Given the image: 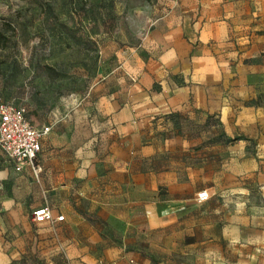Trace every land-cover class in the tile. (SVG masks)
Returning <instances> with one entry per match:
<instances>
[{
  "label": "rangeland",
  "instance_id": "1",
  "mask_svg": "<svg viewBox=\"0 0 264 264\" xmlns=\"http://www.w3.org/2000/svg\"><path fill=\"white\" fill-rule=\"evenodd\" d=\"M206 22L220 25L222 42L254 46L245 68L264 80V0H0V100L23 108L34 128H49L48 149L34 163L37 178L29 168L16 173L0 152V264L12 250L8 264H47L34 260L27 247L22 254L14 235L10 246L8 230L11 212L42 194L52 204L79 209L104 243L92 251L79 245L72 248V263L60 253L54 264H88L85 257L99 261L106 250L120 251L128 264H135L130 256L136 264H264V95L249 106L261 108L256 122L245 113L242 122L226 125V138L254 137L246 140L227 143L216 114L193 108L191 101L189 108L142 124L133 149H150L139 153L142 162L168 179L156 186L126 181L122 206L111 209L115 233L103 219L102 189L80 177L88 170L84 160L99 156L89 141L101 128L98 113L111 104L102 100L124 82L138 84L142 62L166 63L171 47L189 50L188 84L198 86L217 69L221 78L229 71L221 102L233 100V82H239L233 60L219 54L203 60L201 51L217 44L202 39L214 32ZM134 100L118 105L131 108ZM204 191L209 199L198 204L196 196Z\"/></svg>",
  "mask_w": 264,
  "mask_h": 264
},
{
  "label": "crops",
  "instance_id": "2",
  "mask_svg": "<svg viewBox=\"0 0 264 264\" xmlns=\"http://www.w3.org/2000/svg\"><path fill=\"white\" fill-rule=\"evenodd\" d=\"M209 24L208 22L205 23V29L211 28L214 32L209 34V31H207L202 39L206 43L210 38H213L217 41V44L211 46L210 49L204 48L201 51L204 55L203 60L210 62L208 60L213 54H219L221 58L233 60L232 65L235 67L233 70L238 73L239 82L236 80L233 82V84H238V87L234 89V98L231 102H221V86L224 87L226 78L230 77L229 71H223L226 73H223L221 78L220 72L217 73V69L215 79V75L212 78L205 76L198 83V86L188 84L184 78L185 75L189 74V50L182 45V50L179 53L171 47L170 56L166 63L151 59L145 64L142 62L139 68L138 84L128 86L124 82L122 87L113 88V94L110 98L102 100L104 104L106 100L111 101V104L107 106L106 110L98 113L99 120L102 123L100 124L101 128L93 131L94 137L89 141L93 148L98 147L96 150H99V156L94 157L92 161L84 160L83 165L88 170L82 172L80 177L86 178V181L97 183L98 188L102 189L100 199L106 211L103 219L111 232H116L113 225L116 219L111 209L122 206L123 195L119 194L125 191L126 181L132 182L134 179L138 184L148 180L156 186L158 183H166L165 181L168 179L167 174L155 171L150 165L148 166L147 163L142 162L139 153H149L150 149H133L132 145L136 139L138 142L140 135H143L140 132L142 124L157 119L163 114L176 113L189 108V101L192 102L195 109L207 112L210 116L216 114V118L224 126L227 135V123H233L234 119L238 123L242 122L243 119H246L245 113L248 114V121L256 122L257 114L261 111V108L256 109L254 106L257 99L264 95V80L263 76H254L252 70L249 71L245 68L246 64L249 63L248 54H251L254 46L248 50L247 47L240 48L234 47L233 44H226L222 42L224 35L220 32V25L212 26L210 24L208 26ZM172 35L178 38L179 32L174 31ZM236 42L238 43V41ZM173 43L174 45L180 44L179 40H175ZM214 62L216 61L214 60ZM109 74L111 75L113 72L111 71ZM109 74H106L105 77L109 78ZM164 78H167L166 81L162 80ZM129 79L126 80L130 82ZM152 85H159V91H156V93L150 91L149 88ZM125 98L128 100L135 99L131 108L128 106L120 108L118 105L120 100ZM253 103L254 106L249 107ZM127 111L130 114L131 112L134 113L133 117L127 118ZM235 115H237L236 118H234ZM235 125L238 126L237 123ZM46 136L41 139V151L37 160L40 157L43 158L48 149ZM244 137L250 139L253 136L252 134H244ZM101 140L104 141V144L98 146V142ZM73 149L75 150V148ZM82 150L81 147L75 150L77 156L79 154L81 156ZM131 152L136 154V159L130 157ZM99 157H101L100 160ZM169 191L171 192V189ZM41 206L49 207L55 217L63 215L64 221L62 223H34L31 214L37 207ZM78 210L65 204H52L51 197L44 194L33 197L32 201L26 204L24 210L11 212L10 226L8 227L9 236L11 237L10 246L13 245L14 235V242L20 243L23 249L21 253L24 254V248L27 247L26 253L32 256L34 260L42 259L47 264H54L62 258L58 254L63 253L65 260L72 263L74 258L72 248L74 249L80 245L84 249L85 244H89L92 251L104 244L98 239L93 228L86 225L84 218L86 216L79 214ZM171 210L174 209L171 208ZM13 252L15 250H12L6 256L4 264L11 263L14 260ZM16 256H18V253H16ZM84 259L88 264H128L126 257L122 256L118 250L115 252L112 250L103 251V256L99 261L94 260L93 257L91 259L85 257ZM128 259L133 260L132 262H135V264L137 263L134 256H130Z\"/></svg>",
  "mask_w": 264,
  "mask_h": 264
},
{
  "label": "built area",
  "instance_id": "3",
  "mask_svg": "<svg viewBox=\"0 0 264 264\" xmlns=\"http://www.w3.org/2000/svg\"><path fill=\"white\" fill-rule=\"evenodd\" d=\"M25 114L23 108L13 103L0 101V152L9 160L16 173H22L29 168L30 175L37 178L40 169L34 163L37 162L41 151V139L49 133V128H34ZM208 199L206 191L196 196L198 204H204ZM31 218L37 224L64 221L62 215L55 217L47 206L35 209Z\"/></svg>",
  "mask_w": 264,
  "mask_h": 264
},
{
  "label": "trees",
  "instance_id": "4",
  "mask_svg": "<svg viewBox=\"0 0 264 264\" xmlns=\"http://www.w3.org/2000/svg\"><path fill=\"white\" fill-rule=\"evenodd\" d=\"M2 38V37H1ZM5 41V39H3V42ZM1 101V100H0ZM5 102V101H3ZM26 113V112H25ZM25 117H26V114H25ZM27 119V117H26ZM224 134H221L222 138H225L227 140V143H233V142H237V141H241V140H246V138H244L243 136H238V137H234V138H226L228 137L227 134L225 132H223ZM220 139V138H219ZM222 140V139H220ZM219 140V141H220Z\"/></svg>",
  "mask_w": 264,
  "mask_h": 264
}]
</instances>
